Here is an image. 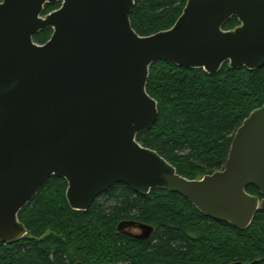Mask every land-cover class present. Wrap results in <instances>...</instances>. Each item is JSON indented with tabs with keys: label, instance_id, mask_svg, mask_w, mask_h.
<instances>
[{
	"label": "water",
	"instance_id": "95a60500",
	"mask_svg": "<svg viewBox=\"0 0 264 264\" xmlns=\"http://www.w3.org/2000/svg\"><path fill=\"white\" fill-rule=\"evenodd\" d=\"M60 7L42 17L46 3ZM134 0L0 1V241L25 235L19 211L52 176L87 211L116 183L138 194L178 193L203 215L245 229L264 210V101L235 131L224 167L187 179L136 136L152 127L150 65L217 72L264 65V0H187L171 28L148 36L130 23ZM239 25L223 30L231 17ZM51 28L49 39L33 37ZM256 187L262 198L246 191ZM137 226L140 234L124 231ZM147 239L153 227L121 222ZM240 264V263H235Z\"/></svg>",
	"mask_w": 264,
	"mask_h": 264
},
{
	"label": "trees",
	"instance_id": "16d2710c",
	"mask_svg": "<svg viewBox=\"0 0 264 264\" xmlns=\"http://www.w3.org/2000/svg\"><path fill=\"white\" fill-rule=\"evenodd\" d=\"M1 1V0H0ZM187 0H134L130 23L148 36L172 27ZM60 2L46 3L42 15ZM231 17L223 30L239 25ZM52 29L34 35L45 43ZM147 93L157 104V119L136 140L158 152L177 173L200 179L224 167L233 135L264 101V65L215 73L157 60L149 67ZM67 182L50 177L18 213L25 235L0 241V264H264V210L243 230L203 215L182 195L162 188L138 194L116 183L87 211L70 208ZM246 191L262 198L248 185ZM153 227L147 239L117 230L121 222Z\"/></svg>",
	"mask_w": 264,
	"mask_h": 264
},
{
	"label": "flooded vegetation",
	"instance_id": "af4514ba",
	"mask_svg": "<svg viewBox=\"0 0 264 264\" xmlns=\"http://www.w3.org/2000/svg\"><path fill=\"white\" fill-rule=\"evenodd\" d=\"M124 231L131 232L134 234H140L141 233V230L137 226L125 227Z\"/></svg>",
	"mask_w": 264,
	"mask_h": 264
},
{
	"label": "built area",
	"instance_id": "2783aa9c",
	"mask_svg": "<svg viewBox=\"0 0 264 264\" xmlns=\"http://www.w3.org/2000/svg\"><path fill=\"white\" fill-rule=\"evenodd\" d=\"M59 7H60V6H59ZM59 7H58V8H59ZM41 16L44 17L45 15H41Z\"/></svg>",
	"mask_w": 264,
	"mask_h": 264
},
{
	"label": "rangeland",
	"instance_id": "374dc122",
	"mask_svg": "<svg viewBox=\"0 0 264 264\" xmlns=\"http://www.w3.org/2000/svg\"><path fill=\"white\" fill-rule=\"evenodd\" d=\"M60 6V5H59Z\"/></svg>",
	"mask_w": 264,
	"mask_h": 264
}]
</instances>
